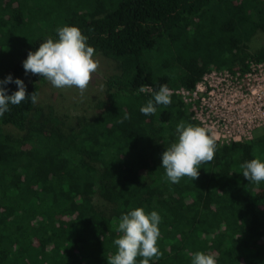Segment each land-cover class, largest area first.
Returning <instances> with one entry per match:
<instances>
[{
  "label": "trees",
  "instance_id": "1",
  "mask_svg": "<svg viewBox=\"0 0 264 264\" xmlns=\"http://www.w3.org/2000/svg\"><path fill=\"white\" fill-rule=\"evenodd\" d=\"M76 52L120 70L67 127L35 101ZM0 61V264H264V133L181 93L264 65V0H0Z\"/></svg>",
  "mask_w": 264,
  "mask_h": 264
},
{
  "label": "rangeland",
  "instance_id": "2",
  "mask_svg": "<svg viewBox=\"0 0 264 264\" xmlns=\"http://www.w3.org/2000/svg\"><path fill=\"white\" fill-rule=\"evenodd\" d=\"M12 52L6 50L4 54ZM0 65L4 63L0 61ZM119 70V63L112 59L76 52L41 84L35 105L67 115L70 118L67 127H74L75 117L93 113V99L103 94L105 80ZM182 95L201 127L213 136H220L221 144L237 134L241 141H246L264 133L263 64L253 65L252 71L244 75L239 71L212 70L194 90L183 89ZM3 131L12 138L20 135L11 126H4Z\"/></svg>",
  "mask_w": 264,
  "mask_h": 264
},
{
  "label": "built area",
  "instance_id": "3",
  "mask_svg": "<svg viewBox=\"0 0 264 264\" xmlns=\"http://www.w3.org/2000/svg\"><path fill=\"white\" fill-rule=\"evenodd\" d=\"M183 92V89H181V93ZM196 117V116H195ZM197 118V117H196ZM198 119V118H197ZM210 128H212V127H210ZM211 134V133H210ZM212 135V134H211ZM230 135V134H229ZM213 136V135H212ZM223 136H225V135H222V137ZM216 140H218L219 139V137L220 136H213ZM226 137V136H225ZM238 137H240V134H237V135H234V136H232V140L231 141H235V140H237V141H241L240 140V138H238ZM219 141V140H218ZM230 142V141H229ZM229 142H227V143H229Z\"/></svg>",
  "mask_w": 264,
  "mask_h": 264
}]
</instances>
